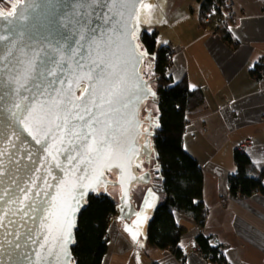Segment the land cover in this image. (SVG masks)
<instances>
[{"label": "water", "instance_id": "95a60500", "mask_svg": "<svg viewBox=\"0 0 264 264\" xmlns=\"http://www.w3.org/2000/svg\"><path fill=\"white\" fill-rule=\"evenodd\" d=\"M154 1L5 0L0 264H74L75 231L91 196L113 193L117 217L127 223L141 216L132 184L147 185L150 175L133 169L156 153L148 138L139 142L147 136L139 112L150 102L145 121L152 123L157 111L153 60L139 37ZM93 117L99 123L89 125Z\"/></svg>", "mask_w": 264, "mask_h": 264}, {"label": "crops", "instance_id": "0c3cea01", "mask_svg": "<svg viewBox=\"0 0 264 264\" xmlns=\"http://www.w3.org/2000/svg\"><path fill=\"white\" fill-rule=\"evenodd\" d=\"M169 1H154L143 30H157V45L171 49V79H184L203 96L186 116L182 146L202 169L204 222L198 226L193 217L174 213L184 230L177 245L182 259L149 244L147 224L162 200L152 190L140 202L141 216L129 223L111 217L102 264H216L196 252L199 235L221 247L225 264H264V193L241 197L229 191L240 141H253L241 151L250 160V174H264V0H229L228 41L200 20L195 0H178V22L169 21L177 11ZM165 24L174 38L162 37Z\"/></svg>", "mask_w": 264, "mask_h": 264}, {"label": "trees", "instance_id": "16d2710c", "mask_svg": "<svg viewBox=\"0 0 264 264\" xmlns=\"http://www.w3.org/2000/svg\"><path fill=\"white\" fill-rule=\"evenodd\" d=\"M195 1L199 5L200 20L208 19L207 27L221 33L228 41L224 21L230 8L224 6L229 0ZM3 5H6L5 0H0V8ZM139 43L153 60L158 127L153 141L156 178L152 183L153 191L162 196L148 221L146 239L149 244L162 250L169 249L178 259H182L177 245L184 230L176 224L174 213L193 217L198 226L203 225L205 217L202 169L182 146L186 116L201 105L203 96L200 90L190 89L184 79L174 82L168 75L173 53L169 47L157 45V30H142ZM234 162L236 171L229 179L230 193L241 197L264 193V174L257 177L250 174L248 157L236 150ZM116 206V198L112 196L98 195L87 199L75 231V245L72 248L74 264H102L107 252V230L111 217L117 214ZM196 243L203 259L223 264L221 247L212 246L203 235L196 238Z\"/></svg>", "mask_w": 264, "mask_h": 264}, {"label": "flooded vegetation", "instance_id": "af4514ba", "mask_svg": "<svg viewBox=\"0 0 264 264\" xmlns=\"http://www.w3.org/2000/svg\"><path fill=\"white\" fill-rule=\"evenodd\" d=\"M10 1L13 2L14 0H10ZM1 10L9 11L10 8H9L8 3H6V5L4 6V9H1ZM148 103H150V102L144 103L142 105L141 109H140V112H139L141 120H143V123H142V125L140 127V131L141 132H146L147 136L146 135H140L138 139H139V142H140V141H143L145 138H148L150 144L153 146V141H154V138L156 136V131H157L156 126L158 125V123H157V120L155 118H152V123H147V121H145V118H146V115H147L146 111H149V109L147 107ZM138 160L140 161L142 167L141 168H134L133 172L137 176L141 175L144 172H148L149 175H150V182L147 185H142V184H139L137 182L132 184V189H131L132 200H133V203H134V206H135L136 210H140V208H141V203L140 204L135 203V200H134V193H135L136 189L142 188L141 189L142 190L141 200H142V202H144L143 200H146L149 192H151L153 190L154 184L152 182L156 178V175H154V171H155V168H156L154 166L155 165V160H154V157L152 156V154H151L148 162L144 161V157H140V158H138ZM107 177H109L112 180H115V176H114L113 173H107ZM114 189H117V191H118V188L113 187V190ZM118 192H117V196H118ZM110 194L112 196L113 193H110Z\"/></svg>", "mask_w": 264, "mask_h": 264}, {"label": "rangeland", "instance_id": "374dc122", "mask_svg": "<svg viewBox=\"0 0 264 264\" xmlns=\"http://www.w3.org/2000/svg\"><path fill=\"white\" fill-rule=\"evenodd\" d=\"M163 2V0H158V4L159 3H162ZM169 3H170V7H177L176 9H177V11L175 12V13H171V15H170V17H171V19L169 20V21H171V20H173V21H175V22H178V0H170L169 1ZM158 4H157V6H156V8L158 7ZM5 5H3L2 7H4ZM1 9V8H0ZM145 18V17H144ZM142 19V22H141V31L143 30V27H145V25H146V23H145V25H144V20H146V18L145 19ZM169 28V26H168V24H165L164 25V27L163 28H161L162 29V37L163 36H165L166 38H174V33L175 32H172L171 30L170 31H167V29ZM160 41L158 40V43H159ZM150 71H152V65H151V68H150ZM150 77H154L153 75H150ZM151 81V86H152V88L153 89H155V80L154 79H152V80H150ZM152 104H153V106L156 108V111H157V116H158V109H157V104L156 103H154V102H152Z\"/></svg>", "mask_w": 264, "mask_h": 264}, {"label": "built area", "instance_id": "2783aa9c", "mask_svg": "<svg viewBox=\"0 0 264 264\" xmlns=\"http://www.w3.org/2000/svg\"><path fill=\"white\" fill-rule=\"evenodd\" d=\"M224 7H230V1H228ZM229 18V14H226V19ZM209 20L208 19H205V23H207ZM253 145V141L251 140H245V141H240L239 145H238V151H244L247 147H251ZM196 248V252L200 254V247L198 244L195 245ZM212 256H210L211 258ZM223 264H225V262H223Z\"/></svg>", "mask_w": 264, "mask_h": 264}, {"label": "snow or ice", "instance_id": "6c2138e0", "mask_svg": "<svg viewBox=\"0 0 264 264\" xmlns=\"http://www.w3.org/2000/svg\"><path fill=\"white\" fill-rule=\"evenodd\" d=\"M13 13L12 12H9L7 15L8 16H11ZM83 38V37H82ZM0 39H3V37L2 36H0ZM140 55L141 56H143V55H146V53H140ZM47 72H48V75H51V76H56L58 73L55 71V69L54 68H49L48 70H47ZM55 83H65L64 81H62V80H60V81H55ZM54 91H56V89H53ZM81 119H83V117H80ZM93 121L95 122V123H99V120H95V118L93 117L92 119H90L87 123L89 124V125H92L93 124ZM37 143H40V141L37 139ZM89 147H91V145H89ZM69 237H70V234H69Z\"/></svg>", "mask_w": 264, "mask_h": 264}]
</instances>
